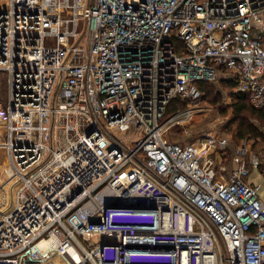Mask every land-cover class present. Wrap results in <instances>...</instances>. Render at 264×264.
<instances>
[{"label":"built area","instance_id":"obj_1","mask_svg":"<svg viewBox=\"0 0 264 264\" xmlns=\"http://www.w3.org/2000/svg\"><path fill=\"white\" fill-rule=\"evenodd\" d=\"M2 1L0 264H264V155L168 139L201 83L264 111V0Z\"/></svg>","mask_w":264,"mask_h":264},{"label":"rangeland","instance_id":"obj_2","mask_svg":"<svg viewBox=\"0 0 264 264\" xmlns=\"http://www.w3.org/2000/svg\"><path fill=\"white\" fill-rule=\"evenodd\" d=\"M4 2V1H3ZM214 86L211 93L206 94L204 100L200 102L201 110L196 112L188 122L179 125L172 129L168 139L174 142L188 143L193 142L200 137H208L209 135H218L223 132L225 135H232L233 132L240 134L239 121L234 113L235 96L231 89L225 85H211ZM7 97V95H6ZM248 121L253 126L257 133L252 135H258L260 132L263 137L253 139L254 141L264 142V122L258 120L257 116L249 115ZM0 206L5 205V202L9 204V190L7 180L8 173V157L5 149L2 147L3 140V125L0 122ZM239 137V136H238ZM127 137H125L126 139ZM245 137L244 139H246ZM241 139V138H240ZM4 195L5 200L1 199V195ZM6 207V206H5ZM25 264H67V262L59 255L52 256L49 260L44 263H25Z\"/></svg>","mask_w":264,"mask_h":264},{"label":"trees","instance_id":"obj_3","mask_svg":"<svg viewBox=\"0 0 264 264\" xmlns=\"http://www.w3.org/2000/svg\"><path fill=\"white\" fill-rule=\"evenodd\" d=\"M220 85H225L229 87L234 94L235 98V104H234V113L238 118L239 121V130L240 134L238 135L239 138L244 139L247 137L248 139H256V138H262L263 134L260 132L258 135H252L254 133H257V130L250 125L248 121L249 115L257 116L258 120H261L264 122V111H260L255 109L247 96V94L239 93V92H233L234 85L231 83H225L221 82ZM201 89L204 91L205 95L212 92L213 87L210 84L207 83H201L200 84ZM215 88V87H214ZM185 105H181V107H184ZM180 107V106H179Z\"/></svg>","mask_w":264,"mask_h":264},{"label":"crops","instance_id":"obj_4","mask_svg":"<svg viewBox=\"0 0 264 264\" xmlns=\"http://www.w3.org/2000/svg\"><path fill=\"white\" fill-rule=\"evenodd\" d=\"M3 3L2 0H0V6L1 4ZM1 128V126H0ZM220 136L222 137H226L228 140H229V146H228V155H226L227 157V160H224L223 164H226V175L229 176L230 175V172L231 170L233 169L234 167V164L232 163V157L234 155V152H235V149L236 147H238V145H242L244 143H246L249 151H250V156L252 155H264V142L262 141H254L252 139H240L238 136H237V133L233 132L232 135H225L223 132H220L219 133ZM226 159V158H225ZM250 182H254V183H260L262 185H264V180L263 178L260 176V174H258L257 172L253 173L252 176L250 177L249 179ZM6 193H3L1 195V199L5 200V195ZM7 202H5L6 204ZM5 207L4 204H1L0 206V211Z\"/></svg>","mask_w":264,"mask_h":264},{"label":"bare ground","instance_id":"obj_5","mask_svg":"<svg viewBox=\"0 0 264 264\" xmlns=\"http://www.w3.org/2000/svg\"><path fill=\"white\" fill-rule=\"evenodd\" d=\"M0 122L3 125V123H4L3 122V118H0ZM3 127H4V125H3ZM6 205H7V203L5 204V206ZM39 246H40L42 251H46V250L52 251V250H54V249L59 247V241L56 238H50L49 240L48 239H44V240H42L40 242ZM56 255H59L60 257H62L67 262V264H77L76 261L74 259H72V256H71L72 255V250L70 248H63L62 252H60L59 254H56ZM50 258L44 260L41 263L46 262Z\"/></svg>","mask_w":264,"mask_h":264},{"label":"water","instance_id":"obj_6","mask_svg":"<svg viewBox=\"0 0 264 264\" xmlns=\"http://www.w3.org/2000/svg\"><path fill=\"white\" fill-rule=\"evenodd\" d=\"M135 207V208H139V209H148V208H152L153 206H147L145 204H142L141 202H135V201H129V202H122V203H118V204H111L108 203L106 204V208L107 207Z\"/></svg>","mask_w":264,"mask_h":264}]
</instances>
